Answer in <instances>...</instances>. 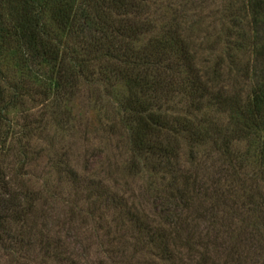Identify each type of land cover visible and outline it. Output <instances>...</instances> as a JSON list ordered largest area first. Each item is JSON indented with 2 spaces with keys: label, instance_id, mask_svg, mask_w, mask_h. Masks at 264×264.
<instances>
[{
  "label": "rangeland",
  "instance_id": "1",
  "mask_svg": "<svg viewBox=\"0 0 264 264\" xmlns=\"http://www.w3.org/2000/svg\"><path fill=\"white\" fill-rule=\"evenodd\" d=\"M140 4L149 26L143 41L170 31L176 19L196 71L206 78L219 60L225 70L202 97L169 85L155 95L153 109L174 129L165 136L180 147L171 157L140 155L132 167L124 81L102 80L92 66L94 78L78 80L58 102L44 94L49 69L27 65L8 45L0 84L12 102L0 171L21 194L23 215L0 226V264H264V164L254 136L229 133V112L214 104L219 94L244 99L251 89L235 69L254 59L246 0ZM259 26L264 40V16ZM236 41L243 48L231 49ZM184 120L203 130L218 125L229 157L222 138L180 131Z\"/></svg>",
  "mask_w": 264,
  "mask_h": 264
},
{
  "label": "trees",
  "instance_id": "2",
  "mask_svg": "<svg viewBox=\"0 0 264 264\" xmlns=\"http://www.w3.org/2000/svg\"><path fill=\"white\" fill-rule=\"evenodd\" d=\"M140 3L141 0H0V58L12 43L27 65L48 68L45 95L58 102L67 99L78 80L94 78L92 66L102 80L125 82L127 95L121 105L129 116L136 152L132 167L138 166L140 155L171 157L180 147L178 138L172 134L165 136V130L174 129L153 109L155 95L169 85L174 91L202 97L211 90L208 80L220 79L225 70L219 60L211 68L212 75L209 73L206 78L196 71L187 40L181 35L183 28L176 19L170 31L143 41L141 36L149 31V26L141 18ZM246 6L254 32L253 65L243 64L235 69L242 70L239 84L248 86L250 80L251 89L244 99L219 94L214 104L229 112V133L254 136L260 162L264 164V40L257 36L264 16V0H246ZM231 44V49L243 48V42ZM230 63L234 64L232 60ZM6 96L0 84V141L4 139L5 115L12 102ZM13 97H18V93ZM184 122L181 128L176 127L194 140L215 136L219 142L222 138L221 148L229 157V139L218 125L203 130L199 123ZM4 178L0 171V226L7 217L19 219L23 215L21 194L10 191L11 182Z\"/></svg>",
  "mask_w": 264,
  "mask_h": 264
}]
</instances>
